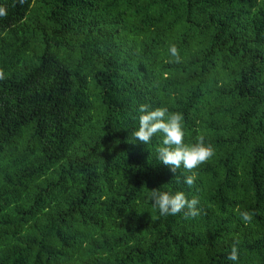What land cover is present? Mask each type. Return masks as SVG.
Wrapping results in <instances>:
<instances>
[{
    "label": "trees",
    "instance_id": "1",
    "mask_svg": "<svg viewBox=\"0 0 264 264\" xmlns=\"http://www.w3.org/2000/svg\"><path fill=\"white\" fill-rule=\"evenodd\" d=\"M0 9V264H264V0ZM140 105L214 156L173 172L133 140ZM158 188L199 214L161 217Z\"/></svg>",
    "mask_w": 264,
    "mask_h": 264
},
{
    "label": "clouds",
    "instance_id": "2",
    "mask_svg": "<svg viewBox=\"0 0 264 264\" xmlns=\"http://www.w3.org/2000/svg\"><path fill=\"white\" fill-rule=\"evenodd\" d=\"M4 12L0 9V15ZM173 57L179 61L178 50L175 45L170 47ZM183 115L179 112H169L166 107L151 109L148 105L139 106L138 128L133 131V140H138L148 145L154 137L160 140L157 148V159L171 168L173 172L183 167L191 171L204 164L214 156V148L205 143V138L199 136L195 142H185L186 130L183 124ZM195 174L188 175L184 183L192 186L195 182ZM149 199L158 210L161 217L176 216L184 212V215L196 217L199 214V199H189L183 191H168L161 188L151 190ZM244 221H249L251 215L242 213ZM231 261L238 260V250L233 247L228 256Z\"/></svg>",
    "mask_w": 264,
    "mask_h": 264
}]
</instances>
